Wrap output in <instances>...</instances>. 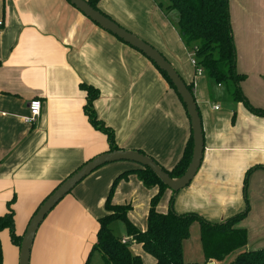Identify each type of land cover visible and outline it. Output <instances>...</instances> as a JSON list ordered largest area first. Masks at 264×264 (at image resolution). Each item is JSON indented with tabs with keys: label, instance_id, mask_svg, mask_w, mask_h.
<instances>
[{
	"label": "crops",
	"instance_id": "crops-1",
	"mask_svg": "<svg viewBox=\"0 0 264 264\" xmlns=\"http://www.w3.org/2000/svg\"><path fill=\"white\" fill-rule=\"evenodd\" d=\"M98 7L162 54L187 85L193 84L204 158L191 184L176 195L165 190L157 210L168 213L175 197V213L220 224L249 207L237 227L248 232L247 250L263 249L264 117L236 102L230 89L205 71L197 73L194 53L175 24L177 15H167L154 0H101ZM230 17L237 71L246 76L242 91L252 106L264 109V0H230ZM0 21V216L12 203L22 240L44 201L79 168L110 150L107 135L86 115L83 84L99 92L95 112L122 151L139 152L167 171L178 165L192 136L191 121L177 93L147 57L67 0H0ZM35 99L42 102V113L29 125L25 118ZM257 167L245 185L247 174ZM138 168L113 163L81 182L40 226L30 264H86L89 256V264H104L92 249L99 220L107 214L106 200L114 180ZM158 193V187L147 188L131 174L117 184L111 202L130 206L129 220L145 231L150 203ZM115 231L129 239L124 224ZM251 234L263 240L255 242ZM0 238L3 264H20L21 246L13 244L8 230ZM188 244L183 245L187 263L227 264L237 256L207 260L201 243L196 256ZM130 249L143 264H155L140 244L132 241Z\"/></svg>",
	"mask_w": 264,
	"mask_h": 264
},
{
	"label": "trees",
	"instance_id": "trees-1",
	"mask_svg": "<svg viewBox=\"0 0 264 264\" xmlns=\"http://www.w3.org/2000/svg\"><path fill=\"white\" fill-rule=\"evenodd\" d=\"M85 1L93 9L105 15L98 7L101 0ZM154 1L167 15L170 13L177 15V24L181 38L186 48L194 53L198 62L197 66L203 69L218 84H226L236 102L244 104L254 115L264 117V109H257L252 106L241 88V84L246 80V76L237 71V51L231 27L230 0ZM105 16L111 19L109 16ZM118 40L121 41L120 39ZM154 66L162 74L170 87L177 93L183 103L167 75L155 64ZM187 87L194 96L193 84L187 85ZM81 88L87 93L85 112L89 122L94 128L107 135L110 148L108 153L122 151L115 142L113 131L98 119L95 112L94 105L100 96L99 92L84 84L81 85ZM183 105L186 108L184 103ZM193 148L192 132L191 139L187 144L181 161L172 171H167L156 161H153L172 179H180L185 175L190 166ZM139 167L138 169L119 175L114 180L106 200L105 208L107 214L99 220L97 243L92 249V253L98 252L100 254L104 264H143L142 258L134 255L130 249L132 241L140 244L143 250L154 258L155 264H199L187 263L184 260L183 251V244L189 239L190 229L196 222L200 224L201 244L207 260L224 262L233 254H237L231 264H264V248L255 251L247 250L248 232L245 229L237 227L238 223L248 216L249 207L243 213L223 223L212 224L197 214L179 215L175 213L173 211L175 197H173L170 211L165 214L160 213L157 207L163 192L168 190V187L151 170L141 166ZM259 168L257 167L247 174L245 185H247V179L250 174ZM131 174H135L147 188H159V193L150 203L148 225L145 231H140L129 220L128 214L130 206H115L111 202V197L117 184L127 179ZM115 222L124 224L129 235L130 243L124 244L122 242L123 239L114 234L111 226ZM6 230L9 231L13 244L20 247L22 238L16 233L15 212L12 209V203L8 205V213L0 216V235ZM89 261L90 256L86 264H89ZM0 264H3L1 238Z\"/></svg>",
	"mask_w": 264,
	"mask_h": 264
},
{
	"label": "water",
	"instance_id": "water-1",
	"mask_svg": "<svg viewBox=\"0 0 264 264\" xmlns=\"http://www.w3.org/2000/svg\"><path fill=\"white\" fill-rule=\"evenodd\" d=\"M67 1L98 27L139 51L167 75L185 104L191 121L194 142L193 156L188 170L180 179H172L151 158L135 151H115L95 158L65 180L38 209L30 221L21 243L20 264H30L31 252L36 235L46 217L81 182L98 169L113 163H134L151 170L163 182V184H165L168 189L173 191L176 195L191 184L200 170L204 158L205 141L202 120L195 98L173 66L157 50L120 27L116 22L112 21L99 11L93 9L85 0Z\"/></svg>",
	"mask_w": 264,
	"mask_h": 264
},
{
	"label": "rangeland",
	"instance_id": "rangeland-1",
	"mask_svg": "<svg viewBox=\"0 0 264 264\" xmlns=\"http://www.w3.org/2000/svg\"><path fill=\"white\" fill-rule=\"evenodd\" d=\"M172 15H176V14H172ZM175 24H177V23H175ZM224 87L226 88V89H228V86L226 85V84H224ZM121 225H123L121 222H115L113 225H112V229H113V231H114V234H117L116 233V231H115V226H117V227H120ZM263 237L262 236H260V235H253V234H251L250 235V239H254L255 240V242H259L260 240H263L262 239ZM186 241H189V248H190V254L192 255V256H196L197 254H198V249H199V244L201 243V230H200V224L199 223H194L193 225H192V227H191V229H190V237H189V239H187ZM184 245V244H183ZM202 246V244H200V247ZM203 250V249H202ZM203 252V251H202ZM202 255H203V257L205 258V256H204V253H202ZM196 258V257H195ZM229 259H231V258H229ZM227 260V264H231V262L235 259H233V260ZM226 261V260H225ZM229 262V263H228ZM200 264V263H199Z\"/></svg>",
	"mask_w": 264,
	"mask_h": 264
},
{
	"label": "built area",
	"instance_id": "built-area-1",
	"mask_svg": "<svg viewBox=\"0 0 264 264\" xmlns=\"http://www.w3.org/2000/svg\"><path fill=\"white\" fill-rule=\"evenodd\" d=\"M3 26H4V23L2 21H0V29H2ZM0 35H1V31H0ZM192 63L196 67L197 73L199 75L202 74L204 70L197 66L198 62L195 58V55L193 57ZM216 109H218V108H216ZM41 113H42V102L39 99H35V100L31 101V103L29 105V115L25 118V123H27L29 125H34L38 121V119L41 117ZM122 242L124 244H127V243H130V240L129 239H123Z\"/></svg>",
	"mask_w": 264,
	"mask_h": 264
}]
</instances>
